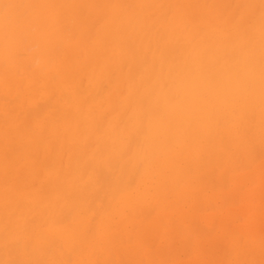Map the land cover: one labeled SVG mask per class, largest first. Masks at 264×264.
I'll return each instance as SVG.
<instances>
[{
	"label": "bare ground",
	"instance_id": "1",
	"mask_svg": "<svg viewBox=\"0 0 264 264\" xmlns=\"http://www.w3.org/2000/svg\"><path fill=\"white\" fill-rule=\"evenodd\" d=\"M233 1L0 0V264H139L179 234L163 220L188 264L224 236L254 263L264 237L226 202L202 241L186 210L226 201L217 172L236 195L264 169V0Z\"/></svg>",
	"mask_w": 264,
	"mask_h": 264
},
{
	"label": "rangeland",
	"instance_id": "2",
	"mask_svg": "<svg viewBox=\"0 0 264 264\" xmlns=\"http://www.w3.org/2000/svg\"><path fill=\"white\" fill-rule=\"evenodd\" d=\"M231 3V4H230ZM229 4V6H231L232 8H230L229 10H231V11H233V10H235L238 6V4H240V3H238L237 1H233V3L232 2H230ZM237 7H236V6ZM235 7V8H234ZM234 8V9H233ZM240 11H242V9L240 10ZM29 119H31V117L29 118ZM33 119V118H32ZM31 119V120H32ZM109 119H110V116H109ZM258 158H260L259 160H261V161H258L257 159ZM263 156H262V154L258 157H255V160H257L255 163V165L256 166H258L259 165V163H261L262 161H263ZM66 160V159H65ZM243 160V161H242ZM241 161H240V168H241V170H243L244 169V167H243V164H245L246 163V160H244V159H242ZM64 162V161H63ZM21 165H19L18 167H20ZM243 167V168H242ZM33 168V166H31V168L30 169H32ZM255 169V168H254ZM40 171L41 172V169H36V171ZM244 171H246V170H244ZM244 171H242V172H244ZM39 172V173H40ZM220 173L221 172H217L216 174H214L213 176H212V182L214 183V189H215V192L216 193H219L220 191L221 192H223V193H225V194H227V195H225V197H224V194H223V198H224V200H226V201H221V200H219V201H217V203L214 205V206H207V208L206 209H203V210H198V208L196 209V208H189V207H186V210L187 211H189V213H191L192 214V221H194V225H193V229H195L194 231L196 232V234H200V236L202 235V233H203V235L201 236V237H198L199 238V240L200 241H202L203 239H204V237L205 236H207V237H209L208 235H207V233L209 234V235H211L210 237H213V236H215V235H219V233H220V231H221V229L220 230H218V231H216V230H213L214 229V227L212 226V225H210V222L208 223H203V222H201L200 220L201 219H203V217H206V218H211L212 216H214L211 220V224H213V222L215 221V219H217V216H218V218H220L221 216L223 217V214L224 215H226V213H225V211H226V209H224V202H226V206H227V208H229V209H233L234 211L236 210V212L234 213L235 215H233V217H235L233 220L235 221V226H233V227H236L235 228V230H237V232H235V230H234V232L236 233V234H239V237H240V229L241 228H246L247 230H251V228H248L250 225H251V227H252V225H253V228H252V230H254V231H252V232H249V233H247V230H246V232H245V234L247 233V235L248 234H250V233H252L253 234V232H254V234L252 235H248L247 237H249V238H252V239H255V240H260L261 239V237H264V192H262L261 194H260V196L258 197H256L255 198V200L253 201V203H251L250 205L248 204V202L246 201V197H245V195L243 194L245 191H247V190H250V189H247V188H245V186L246 185H249L250 186V188L252 189V190H254V188L256 189V187H258V184H256V182H257V180L261 177V175L263 176V178H264V169L263 170H260L259 169V172L258 171H255V170H252V171H250L248 174L250 175L249 177V182L250 183H247L245 186L244 185H241V186H239V188H237V192H236V195H234V194H231L230 192L233 190V188H231L229 185L227 186V184H229V183H226V185H223L222 187L220 186L221 184H222V182L220 183V177H219V175H220ZM41 174V173H40ZM43 176V175H42ZM42 176H41V178H42ZM40 177V176H39ZM215 177H216V179H215ZM25 177L23 176L21 179H24ZM29 179V178H28ZM37 180V179H36ZM41 180H43V178L42 179H40L39 181H41ZM219 180V181H218ZM34 182V181H33ZM211 182V185L213 186V183ZM226 182V181H225ZM253 182V183H252ZM255 182V183H254ZM31 183V181H29L28 180V185L27 186H29V184ZM35 183H37V181L36 182H34V184ZM39 183V182H38ZM37 183V184H38ZM217 185H216V184ZM32 184V183H31ZM30 184V186L29 187H32V185ZM33 184V185H34ZM224 184V183H223ZM204 185H202V187H203ZM218 186L219 187H221L220 189L218 188ZM225 186H227V187H225ZM201 187V188H202ZM205 187V186H204ZM203 187V188H204ZM223 188V189H222ZM32 189V188H31ZM218 189V190H217ZM212 191H213V189H211ZM210 190V191H211ZM29 191H30V189H29ZM210 191H208L207 192V194H211L210 193ZM211 191V192H212ZM264 191V190H263ZM262 196H263V199H262ZM223 200V199H222ZM229 202V203H228ZM214 208V209H212L211 210V208ZM216 208V209H215ZM232 210V211H233ZM226 212H228V211H226ZM154 213V212H153ZM151 214L152 213H149L148 215H150V217L151 218H153L154 216H155V214H153L152 216H151ZM252 214L253 215H258L257 216V222H256V220L254 221V222H252V217H250V216H252ZM216 215V216H215ZM259 216H260V218H259ZM221 217V218H222ZM248 217H250V219H248ZM254 217H256V216H254ZM155 218V217H154ZM153 218V219H154ZM142 218L141 217H139L138 218V222H140V220H141ZM250 221V224H248V226H246V224H247V222L249 223V221ZM256 222V223H255ZM164 223V224H163ZM163 225H166V227L165 226H163L162 224H161V222H160V224L163 226V228H162V226L161 225H159V228L158 229H163V230H161L162 232L165 230V229H168L170 232H172V233H169V231H168V233H169V235L170 234H178V235H180V233L182 234V231H181V229L180 228H178V227H169V222H164V220H163ZM199 223V225H196V224H198ZM253 223V224H252ZM256 224V226H254L255 224ZM203 225L202 227L200 226V225ZM135 225H137V224H135ZM135 225L133 226V227H131L132 228V231H133V233H136V231H139V227L138 226H136V228L134 229V227H135ZM165 227V228H164ZM205 227H206V229H205ZM212 228V229H209V228ZM232 227V228H233ZM180 229L179 231H177L178 229ZM201 228V229H200ZM158 229H156L155 231L153 230V232H152V234L151 235H157V234H161L162 232H157V231H159ZM176 229V230H175ZM199 229V230H198ZM204 229H205V231H204ZM134 230H135V232H134ZM212 230V231H211ZM230 228H229V230H227V233L229 234V232H230ZM209 231V232H208ZM239 231V232H238ZM241 231H243V229H241ZM156 234H155V233ZM206 233V235H205V233ZM154 233V234H153ZM242 233H244V232H242ZM174 234V235H175ZM183 234H184V232H183ZM183 234L182 235H180V236H182V237H180V236H178V235H176V236H174V238H172V235H170V238L168 237V239H166L165 237H162L161 235H159V238L157 239L155 236L153 237V236H151V240H150V238L146 241V245L147 246H143L142 244H144L143 243V241H133V240H131L130 241V244H128L129 242L127 241L126 242V246H135V245H137V246H143V247H141V248H143V251H144V249H145V247L147 248V253H146V251H145V253L143 252V255L141 256V255H139V259H142L141 261H139L141 264H188L189 263V261H191V260H194L195 259V257H194V254H192V253H194L195 251L194 250H198V247H196V249H194L193 251H192V249H189L188 251H187V249H186V247H183L184 246V242H183V244L181 243L182 241H184L185 240V234H184V236H183ZM222 235V231H221V233H220V236ZM257 236H259V237H257ZM194 237V236H193ZM257 237V238H256ZM154 238V239H153ZM172 238V239H171ZM214 238V237H213ZM157 239V240H156ZM167 241H165V240ZM174 239V240H173ZM194 239V238H193ZM225 239V240H224ZM229 240V238L227 237L226 238V236H224V238H220L218 241H217V244L215 245L214 244V242L216 241V239L214 238V241L211 243V244H206V242L204 243V244H200L201 246L199 247V248H201L202 250H203V252H205V254H208V256L209 257H207L206 256V259H205V261H206V263L208 264L209 262V264H235L236 263V259H237V254H236V252H234V248H233V246L232 245H230V243H229V241H227V240ZM126 240V239H125ZM182 240V241H181ZM224 242H223V241ZM166 243H165V242ZM168 241H170V242H168ZM194 241V240H193ZM132 242V243H131ZM204 242V241H203ZM219 242V243H218ZM162 243V244H161ZM173 243V244H172ZM181 243V244H180ZM223 244L222 246H219V245H221V244ZM227 243H229V244H227ZM243 243H245V239H243V241H242V244ZM132 244H134V245H132ZM214 246H213V245ZM219 244V245H218ZM227 244V245H226ZM171 245V246H170ZM249 245H250V243H249ZM206 246V247H205ZM208 246V247H207ZM212 246L214 247V248H212ZM227 246V247H226ZM242 246H244V245H242ZM264 246V245H263ZM167 247V248H166ZM182 247V248H181ZM202 247H205V248H202ZM221 247H222V249H221ZM226 247V249H224ZM245 247H247L246 245H245ZM180 248H181V250H180ZM186 249L185 251H184V249ZM194 248H195V246H194ZM211 248V249H210ZM233 250H232V249ZM236 248V247H235ZM148 249H149V251H148ZM175 249H176V251H175ZM262 249H264V247H261L260 246V251L262 252H260V251H258L257 252V254H255L254 256H252V258H254V257H256V255H257V258H255V261H254V263L253 264H264V255H263V253H264V251H262ZM162 250V251H161ZM171 250H172V253H171ZM178 250V251H177ZM226 250H230L229 252L228 251H226ZM140 251V252H139ZM137 250L136 252L137 253H141V250ZM175 251V252H174ZM199 251V250H198ZM207 251H209V252H207ZM225 251H226V253H225ZM164 252V253H163ZM191 252V253H190ZM221 252V255L219 254ZM169 253H170V255H172V256H170L169 255ZM213 253H214V255H213ZM216 253H218L219 254V258H218V254L216 255ZM229 253H231L230 254V257H229ZM142 254V253H141ZM159 254V255H158ZM153 255H155V256H153ZM166 256V258H164L165 256ZM136 256V255H135ZM138 256V255H137ZM136 256V257H137ZM141 256V257H140ZM160 256L162 257V258H160ZM135 257V258H136ZM154 257V258H153ZM157 257V258H156ZM168 257V258H167ZM116 258V259H115ZM118 258V259H117ZM132 257H129V259H131ZM134 258V259H135ZM150 258H152L153 260H151ZM207 258H209V260H211V261H209V260H207ZM218 258V259H217ZM114 259H115V261L116 260H118L117 262H119V261H121L122 259L124 260V262L126 263V264H128L129 262H130V264H131V262L133 263V264H138V262H137V260L135 259H132V260H129L128 258H126V260H125V258L123 257V258H119V257H114ZM114 259H113V261H114ZM137 259H138V257H137ZM156 259H157V261H156ZM164 259V260H163ZM214 259H217V260H215L214 261ZM169 260V261H168ZM251 260V258L250 259H248V261L247 262H243L242 264H249V261ZM161 261V262H160ZM204 261V262H205ZM256 261H258V262H256ZM116 262V263H117ZM123 262V263H124ZM128 262V263H127ZM136 262V263H135ZM156 262V263H155ZM163 262V263H162ZM214 262V263H213ZM115 263V262H114ZM122 263V264H123ZM124 263V264H125ZM139 263V264H140ZM206 263H203V264H206ZM119 264H120V262H119Z\"/></svg>",
	"mask_w": 264,
	"mask_h": 264
}]
</instances>
